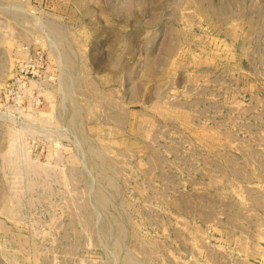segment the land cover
Segmentation results:
<instances>
[{"label": "rangeland", "instance_id": "rangeland-1", "mask_svg": "<svg viewBox=\"0 0 264 264\" xmlns=\"http://www.w3.org/2000/svg\"><path fill=\"white\" fill-rule=\"evenodd\" d=\"M0 264H264V0H0Z\"/></svg>", "mask_w": 264, "mask_h": 264}]
</instances>
